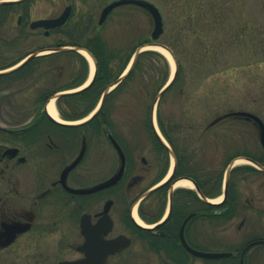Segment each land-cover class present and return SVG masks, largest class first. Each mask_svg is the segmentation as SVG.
Returning <instances> with one entry per match:
<instances>
[{"label": "flooded vegetation", "instance_id": "af4514ba", "mask_svg": "<svg viewBox=\"0 0 264 264\" xmlns=\"http://www.w3.org/2000/svg\"><path fill=\"white\" fill-rule=\"evenodd\" d=\"M9 2L0 5V264H264V181L248 198L238 189L239 171L261 170L234 165L264 167V151L217 154L207 168L215 128L198 149L175 143L173 118L154 107L160 85L137 86L136 99L151 100L145 111L117 110L135 97L134 74L78 124L126 66L105 81L88 39L106 35L123 7L102 20L105 0ZM68 45L97 62L86 88L89 61ZM53 98L60 121L47 112Z\"/></svg>", "mask_w": 264, "mask_h": 264}, {"label": "rangeland", "instance_id": "374dc122", "mask_svg": "<svg viewBox=\"0 0 264 264\" xmlns=\"http://www.w3.org/2000/svg\"><path fill=\"white\" fill-rule=\"evenodd\" d=\"M112 1L115 0H105V3ZM147 1L155 4L163 16L164 33L159 42H166L174 49L175 61L168 54L169 59L162 55L168 59L166 62L165 58L147 62L143 70L130 79L135 81L131 83L136 87L135 97L128 98L126 106L117 110L145 111V105L151 100L136 99V95L142 97L140 87L149 89L153 84L155 89L164 78L170 79L177 62L182 67L179 79L160 104L164 117L173 118L175 143L198 149L203 143L201 134L210 123L230 112H250L264 122V0ZM137 9L127 13L128 8L123 7L119 15L110 19L103 35L109 52L115 55L110 63L114 72L122 67L138 44L151 40L153 19L149 13ZM97 11L99 16L100 9ZM177 35H183L181 41L177 40ZM204 53L209 56L204 57ZM213 128L206 133L209 135L204 145L207 168L215 165L217 154L237 151L241 155L259 156L263 150L253 123L229 119ZM249 165L238 164L237 167ZM238 173L242 174L240 178H247L239 186V178H236L238 189L245 198L255 195L258 185L264 181V173Z\"/></svg>", "mask_w": 264, "mask_h": 264}, {"label": "water", "instance_id": "95a60500", "mask_svg": "<svg viewBox=\"0 0 264 264\" xmlns=\"http://www.w3.org/2000/svg\"><path fill=\"white\" fill-rule=\"evenodd\" d=\"M8 3H11V2H8V1L0 2V5L8 4ZM132 4L133 5H138V6L143 7V8H147L151 12V14L153 16V19H154V30H153V33H152V38L154 40L159 39L160 36L163 34V31H164V24H163L162 15L159 12L157 7H155L153 4H151L149 2H146L144 0H119V1H116V2H114L112 4H110L109 6H107L104 9L103 14H102V20L105 19V17L111 12L112 9H114V8H116L118 6L132 5ZM148 47H157V48H161L163 50H166V51H168L170 53V55L174 59V54L169 48H167L165 46H162V45H159V44H156V43L147 44V45H144V46L140 47L136 51V53L134 54V57H133V60H132V65H131L128 73L130 72V70L132 69L133 65L135 64L138 56L143 51H145V49L148 48ZM63 50H68V48H63ZM75 50H77L79 52L80 49L75 48ZM174 61H175V59H174ZM175 63H176V72H175L173 78L166 84V86L158 94L157 101L164 95V93L167 91V89L172 86V84H173V82H174V80H175V78L177 76L178 65H177V62H175ZM7 72H9V71H7ZM126 75L121 77L112 86L119 84L126 77ZM109 93H110V90H107L104 93L102 101H101V106L104 103V101H105V99H106V97H107V95ZM230 117H242V118H246L247 120L253 121L255 123V125L259 128L260 140H261V143H262V145L264 147V123L258 116H256L255 114L249 113V112H231V113H229V114L217 119L215 122H218L219 120H222L224 118H230ZM253 163L256 166H259V164L255 163V162H253ZM260 168L264 169V167H260ZM121 174H122V172L120 174H117L113 179L101 184L98 187L91 188V189H81V190H78L76 192H78V193H88V192L96 191L99 188H104V187L111 186V185H113V184H115L117 182V180L120 178ZM124 244H125V246H128L130 244L129 240H126ZM205 256L211 257V256H218V255L206 254Z\"/></svg>", "mask_w": 264, "mask_h": 264}, {"label": "trees", "instance_id": "16d2710c", "mask_svg": "<svg viewBox=\"0 0 264 264\" xmlns=\"http://www.w3.org/2000/svg\"><path fill=\"white\" fill-rule=\"evenodd\" d=\"M208 2H210V0H208ZM223 2L226 3V0H223ZM196 28H197V26H195L194 30H196ZM182 36L183 35H177V40L181 41ZM77 37H79V35ZM88 39H89V42L91 43L92 47L94 48V50L97 53L96 57H97V59L99 61L100 71L103 74L104 80L105 81L111 80L114 76H117L120 73V71L123 69V67L127 64L128 60H129V58L131 57L132 54L127 55L128 57L126 59V62L122 65V67L117 72H114V71L111 70L110 63L115 58V55L109 52L108 43L105 40V38H103L102 35H93L92 37H89ZM146 42L144 41V42L138 44L136 46V48H138L139 46L145 44ZM161 43L163 45H166V46L172 48L166 42H161ZM203 56L207 57L209 55L204 53ZM146 57H149V58H146ZM163 58L164 57L162 55H160L157 52H153V51H147V52L141 54L140 57L137 60L135 69L133 70V72L131 73L130 76H132L136 72H141L143 70V67L146 66L147 62L148 63H153L155 61V59H163ZM165 62H166V59H165ZM181 71H182V67H181V64H180L179 74H180ZM166 79L167 78H164V80L159 85L163 84ZM178 79H179V77H178Z\"/></svg>", "mask_w": 264, "mask_h": 264}, {"label": "bare ground", "instance_id": "6f19581e", "mask_svg": "<svg viewBox=\"0 0 264 264\" xmlns=\"http://www.w3.org/2000/svg\"><path fill=\"white\" fill-rule=\"evenodd\" d=\"M158 51L162 52L168 59H169V56H168V53L167 51L165 50H162L160 48H156ZM82 55H84L87 60L89 61V64H90V77H89V80L87 81V83L85 85H87L89 83V81L91 80L92 76L94 75V72H95V62L94 60L92 59V57L86 52V51H81ZM47 111L49 113V115L55 119L56 121H60L59 117H58V113H57V110L55 108V102L54 100H52L48 105H47ZM238 164H246L248 163L246 160H239L237 162ZM178 186L180 187H189L191 188L192 185L190 182L188 181H180L178 183ZM222 200V197H219L217 198L214 202H217L219 203L220 201Z\"/></svg>", "mask_w": 264, "mask_h": 264}]
</instances>
